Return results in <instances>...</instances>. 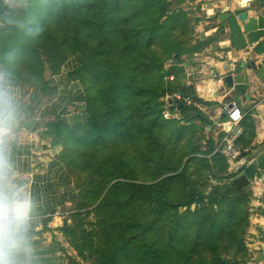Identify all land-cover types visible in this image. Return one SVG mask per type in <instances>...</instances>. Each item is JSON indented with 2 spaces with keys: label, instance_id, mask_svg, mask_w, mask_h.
I'll use <instances>...</instances> for the list:
<instances>
[{
  "label": "trees",
  "instance_id": "obj_1",
  "mask_svg": "<svg viewBox=\"0 0 264 264\" xmlns=\"http://www.w3.org/2000/svg\"><path fill=\"white\" fill-rule=\"evenodd\" d=\"M159 1L144 0L143 5L151 11ZM126 4L129 10L123 11ZM56 5L59 10L51 28L42 32L59 33L48 38L40 35L38 43L51 70L58 71L71 60L66 78L78 81L85 104L82 121L69 125L61 120L56 124L62 144L61 161L65 153L85 146L79 158L81 168L92 179L88 197L98 187L95 179L106 178L103 188L98 189L100 201L93 228L82 229L80 221L72 225L63 219L60 231L65 239L75 245L80 239L76 246L78 254L92 264H239L227 255L233 249L237 253L244 251L243 234L249 213L237 211V216L233 215L244 202L241 188L236 189L229 182L214 185L207 195L202 194L195 183L187 180L185 172L192 163L203 168L204 157L194 156L197 147L178 150L185 129L196 130L190 122L196 108L185 105L184 99L204 104L195 96L192 86L180 84V52L174 54L167 66L157 51L151 53L150 62H145L138 50L132 55L136 49L132 38L137 37L130 28L135 8L132 0H60ZM166 5L159 6L158 17L164 16V20L149 26L147 44L151 45L155 38L166 39L170 32L168 25L174 17L165 14ZM7 10L0 0V19L9 24L0 28L3 53H11L7 56L11 58L25 48L24 64L33 61L40 63L38 67L42 69L37 40L24 46L25 38L21 37L38 31L39 26L32 28L30 21L21 31L9 22L13 18L8 17ZM46 11L53 14L55 8L49 5ZM112 21L119 22L116 39L111 36ZM66 55L69 57L65 58ZM153 71L158 77L151 82ZM148 74L150 82L143 78ZM38 82L42 84L36 89L43 90L48 85L42 78ZM130 85V92H126ZM176 95L184 103L179 110L182 117L164 119L159 98ZM185 119L188 125H180ZM250 137L251 131L235 144ZM68 138L70 141L65 143ZM211 158L216 163L224 161L221 153ZM226 165L224 161L218 172L225 170ZM142 175L146 180H141ZM228 178L229 175L223 177ZM180 183L182 186H177ZM182 187L187 188L185 193L174 195ZM77 196L75 193L72 198ZM180 207L185 209L180 212Z\"/></svg>",
  "mask_w": 264,
  "mask_h": 264
},
{
  "label": "crops",
  "instance_id": "obj_2",
  "mask_svg": "<svg viewBox=\"0 0 264 264\" xmlns=\"http://www.w3.org/2000/svg\"><path fill=\"white\" fill-rule=\"evenodd\" d=\"M1 1L4 5L18 7L27 2L13 0L9 5L5 0ZM244 4V0H233L232 5L220 11L227 10L228 16L243 8ZM258 21L260 27H264V13ZM219 22L217 19L213 28H218ZM211 33L217 35L215 29ZM249 52V49L234 52L225 33L218 36V41H212L207 51L204 49L192 57L185 56L184 61L178 64L182 69L181 86H192L195 96L204 103H197L192 98L184 99L185 105L196 108L195 113L205 121L202 124L207 133L200 141L203 148L209 141L215 143V151L219 146L217 139L220 137L221 140L223 135L222 104L230 99L239 104L243 114L242 134L252 132L247 147L242 148L250 151L245 157L249 164L241 173L248 179L250 176L246 172L252 174V169H258L259 163L264 160V44L255 53ZM250 61L255 68L249 66ZM71 64V61L65 63L61 71L63 76L60 74L62 80L54 76L53 83L44 86L43 90L11 83L17 100V121L5 141L4 154L11 166L9 175L30 197L33 205L26 234L29 248L26 259L29 264H66L69 255L65 237L60 231L64 218L61 207L75 195V188L61 161L62 144L56 124L61 120L69 125L82 121L85 108L82 87L78 82L69 86L75 80H64ZM227 74L233 76V85L229 90L222 82ZM51 87L55 88L54 91ZM172 98L173 105L166 106V109L175 118H181L179 110L182 107L178 108ZM169 102L167 97L166 104ZM241 157H244L243 154ZM253 216L250 218L254 238L252 246L258 249L260 244L261 251L256 250L255 254L264 257V210L260 215Z\"/></svg>",
  "mask_w": 264,
  "mask_h": 264
},
{
  "label": "rangeland",
  "instance_id": "obj_3",
  "mask_svg": "<svg viewBox=\"0 0 264 264\" xmlns=\"http://www.w3.org/2000/svg\"><path fill=\"white\" fill-rule=\"evenodd\" d=\"M60 0H29L25 6H7L8 10L6 14L10 19L13 18V23L15 26H19V30L24 31L32 21V28H36L39 26L38 31H33L29 33L27 36H21L24 39V46H27L30 40L36 39L37 41V51L39 52V62L42 63V69H40L38 64H34L33 61H29L24 64L25 61L22 59L25 56V48L23 51L19 52L18 56L15 57H7L10 54L3 53V49L0 46V73H4L10 82L15 85H19L24 88H33L36 89L38 85H41L42 82H38L41 80L44 83L52 84L53 77L57 76L61 79L62 70L65 64L61 65L58 71H53L50 68V63L47 61V56L43 55L42 45L38 43L42 37L39 38L40 35L45 36H57L59 33H51L42 32L45 29H50L51 25L54 21V16L56 11L59 10L58 4ZM144 0H132V4L135 5L133 10V19L130 24V28H133L135 31L133 35H137V37L132 38V42L135 44L136 49H133L132 55L138 50L137 54L144 57L145 62H150V55L152 52L157 51L160 53V56L164 59V66L169 65L172 60L174 54H178L180 52V62L184 61L185 56H194L196 52L206 49L208 50V45L212 41H218V36L221 34L225 35L223 32L224 28V20L227 16V10L220 11L223 7H228L232 5L233 0H160L150 11V8L147 9L146 6L143 5ZM166 5V15L174 17L168 25V29L170 32L167 34L166 39L158 40L154 39L150 44H147L148 39L150 38V33L148 30L155 21L160 24L164 20V16L158 17L159 15V6L160 4ZM54 6L55 12L53 14L47 13L46 9L48 6ZM129 5L126 4L123 8V11L129 10ZM40 13H44L40 15ZM95 14V13H94ZM165 15V16H166ZM96 16V15H95ZM95 18H98L96 16ZM111 18V17H108ZM158 18V19H157ZM219 19V27L213 28L216 25V20ZM12 24V25H13ZM7 24L5 21L0 19V28L6 27ZM11 26V25H10ZM109 26H111L112 30V38L116 39L119 33V22L112 21ZM50 27V28H49ZM13 31L14 27L11 26ZM215 29V34H212L211 31ZM127 41L126 35H124ZM39 38V40H38ZM90 41V40H88ZM139 42V43H137ZM19 43H21L19 41ZM22 44V43H21ZM183 52V53H182ZM182 53V54H181ZM69 57V55H66ZM68 59V58H67ZM70 62L71 60L68 59ZM65 67L64 69H66ZM153 78L151 82L156 81L158 77V73L153 71ZM61 74V76H60ZM65 78V79H64ZM63 79L66 80V77ZM144 80H148L150 82V74L143 77ZM62 80V79H61ZM76 82L69 83V86H74ZM47 86V85H46ZM54 87H51V91H54ZM131 85L128 87L126 92H130ZM168 96L163 98H159L160 101L163 102V110L166 108V100ZM125 100V97L123 98ZM122 105L126 103L122 100ZM162 117L163 111H162ZM166 119V118H164ZM170 119V118H169ZM195 127V131H191L189 129H185L184 133H182V137L178 143V150L181 148L190 149L191 147H197L198 151L194 155L198 158H202L204 161L203 168L201 164H190V167L185 172L187 180L196 184V188L199 192L204 195H207L214 185H223L228 184L231 180L240 175L243 172L245 166H248L249 162L246 161L245 157L250 154V151H245L244 149L248 145L249 138L243 139L237 142L236 147L238 149V154L234 159L233 163L228 164L226 157L223 155L224 161H226V169L221 170V166L224 165V161L214 162L211 158L213 154H220V151H215V143L212 141L211 143H207L204 148L202 146V139L205 138L207 131L202 123H205L198 116L197 113H193V118L190 121ZM197 124V125H196ZM180 125H188L187 119L182 121ZM240 137V136H239ZM237 138V141L239 139ZM206 140V139H205ZM220 141V137L217 139ZM70 138L65 140V143H68ZM246 146V147H245ZM245 147L243 150L242 148ZM85 148L82 146L80 149H74V152H68L63 155V164L64 167L70 176L74 188L75 193L78 194L76 198H70L69 203L64 204L61 207V211L63 210L64 220H68V222L72 225L78 224L80 221V227L82 229L90 230L93 228L91 224H94L96 221V208L97 203H99L100 198L97 196V193L100 189H102V183L106 178L99 177L95 179L98 183L97 189L92 192V196L88 197L86 195L87 191L90 189L91 185L89 182L92 180L89 177V174L86 170H83L80 165L79 153ZM211 150V151H210ZM208 151L211 153L208 154ZM239 151H243L242 154ZM179 153V152H178ZM245 159V161H244ZM242 164L240 167H236L238 164ZM252 175L249 178V182L247 185L241 188V193L244 195L243 204H235L238 205L239 208L233 211V215L236 212L244 213L247 211L248 215V226L245 227V232L243 234V250L242 253H237L236 249L230 251V254L227 255L228 259H232V261H237L239 264H264V257L261 255H256L257 252L261 251L260 244L258 245V249H254L252 246L253 243V234L251 233L250 226V218L254 217L253 215H260L261 211L264 210V160L259 163L258 169H252ZM247 175L251 173L246 172ZM226 175H229L228 179H223ZM144 175L141 176V180H146ZM177 186H182L181 183ZM94 187V186H93ZM99 189V190H98ZM187 188H180L177 190L174 195L179 193H185ZM105 192V190H104ZM97 197V198H96ZM177 199V198H175ZM194 205L191 206L193 209ZM235 207V206H234ZM185 208L180 207L179 211L182 212ZM78 213V215H75ZM239 217H243L242 215H238ZM240 219V218H239ZM242 220V219H240ZM258 235V232H255ZM264 240V239H263ZM67 244V251L69 255H67V263L66 264H92L90 259H85L78 254V248L76 247L80 243V239L78 242L76 241V245L70 242L68 239H65Z\"/></svg>",
  "mask_w": 264,
  "mask_h": 264
},
{
  "label": "clouds",
  "instance_id": "obj_4",
  "mask_svg": "<svg viewBox=\"0 0 264 264\" xmlns=\"http://www.w3.org/2000/svg\"><path fill=\"white\" fill-rule=\"evenodd\" d=\"M11 5L13 0H5ZM17 121L15 89L4 73H0V264H29L26 255L28 224L32 201L9 175L10 164L4 144Z\"/></svg>",
  "mask_w": 264,
  "mask_h": 264
},
{
  "label": "water",
  "instance_id": "obj_5",
  "mask_svg": "<svg viewBox=\"0 0 264 264\" xmlns=\"http://www.w3.org/2000/svg\"><path fill=\"white\" fill-rule=\"evenodd\" d=\"M253 8L257 10L264 7V0H252L250 3ZM247 5L243 8L235 10L225 18L223 30L229 38L230 47L234 52L250 50V54L255 53L264 44V28L259 25V15L250 14L247 10ZM257 13V12H256ZM222 82L227 90L231 89L233 85V76L227 74L222 79ZM173 102L178 108L183 107L180 99L174 97ZM253 165H256L253 162ZM249 182L245 174H240L231 180V183L236 189H240Z\"/></svg>",
  "mask_w": 264,
  "mask_h": 264
},
{
  "label": "built area",
  "instance_id": "obj_6",
  "mask_svg": "<svg viewBox=\"0 0 264 264\" xmlns=\"http://www.w3.org/2000/svg\"><path fill=\"white\" fill-rule=\"evenodd\" d=\"M171 78L172 77H169V79ZM176 98L179 99L177 95ZM169 100L170 102L169 104H167V106L171 107L173 105L171 98ZM222 112L224 114V120L222 122L223 135L221 137L217 150L226 157L228 162L232 163V160L236 158L238 154V149L236 147L235 141L243 133V128L241 126L243 114L239 108V104L233 99L225 101L222 104ZM163 116L166 119L176 117L166 108L163 111Z\"/></svg>",
  "mask_w": 264,
  "mask_h": 264
},
{
  "label": "flooded vegetation",
  "instance_id": "obj_7",
  "mask_svg": "<svg viewBox=\"0 0 264 264\" xmlns=\"http://www.w3.org/2000/svg\"><path fill=\"white\" fill-rule=\"evenodd\" d=\"M251 2H252V0H244V3H245L244 5L245 6L247 5V8H248L247 10L252 9V11L251 10L249 11L250 14H257L259 16H263V13H264V10L263 9H264V7L261 8V9H259V10H257L256 8H253V6H251V4H250ZM258 12H260V14H258ZM262 28H264V27H262ZM249 66H251V68H255L254 63L252 61H250Z\"/></svg>",
  "mask_w": 264,
  "mask_h": 264
}]
</instances>
